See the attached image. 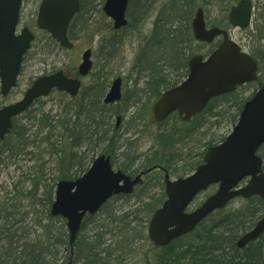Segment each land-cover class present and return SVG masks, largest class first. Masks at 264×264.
Masks as SVG:
<instances>
[{"label": "trees", "instance_id": "obj_1", "mask_svg": "<svg viewBox=\"0 0 264 264\" xmlns=\"http://www.w3.org/2000/svg\"><path fill=\"white\" fill-rule=\"evenodd\" d=\"M153 1L155 0H129L127 27H133ZM237 1L239 0L168 1L166 6H169L164 12L163 9L160 11L154 22L151 36L140 44L137 64L144 69L141 74L144 82L134 95L130 97L128 93V98L125 96L122 98L123 101L130 100V107L136 106L133 114L129 116L134 125L126 128L123 134H120L110 121L116 114H121L125 110L119 108L121 103L104 102L109 78L103 72L100 73L101 81L96 86H89L76 98L61 94L60 109L40 110L25 123L19 122V117L14 119L12 130L0 141V157L30 155L37 164L45 159L46 155L55 156L58 174L53 181L45 180L43 175L36 183L37 189L42 190L39 198L36 187V190L26 191L28 203L34 208L40 205L41 210H0V220L3 222L0 226V264H52L49 256L52 255V259L57 260L59 255V248L54 246L65 248L68 246L71 250L68 262L72 260L73 264L121 263L125 259L124 256L128 258L140 254L137 242L147 240V223L165 200V195L159 197L150 194L146 197L150 200L139 199L137 203L141 205L136 210H127L121 215L117 210L112 214L110 212L112 208L109 203L113 197L99 212L98 221H95L96 229L87 228L89 232L93 231L91 236L80 237L79 233L73 244H70V234L65 220L61 217H53L50 213L57 182L62 179H75L88 170L95 157H92L90 163L84 161L87 159V149L95 151L101 148L99 154H111L113 163L125 161H120L115 152L118 153L121 146L125 151H130L134 147V142L130 139L132 133L139 131L136 130L138 126H141V129L145 128L147 111L140 105L142 101L145 99L144 104L150 105V98H157L162 88L173 85L172 82L176 80L178 73L188 72L189 59L193 55V44L196 41L191 28L194 8L203 6L208 9L209 5H216L220 7L224 17V13ZM93 2L94 0H81V10L69 28V37L72 40L77 37L74 30L77 23H81L85 28L88 13L94 8L91 6ZM225 21L226 19L222 18L217 24L222 25ZM251 37L254 42L251 48L252 55L259 63L260 75L257 81L259 87L264 84V21L262 27L259 23L256 24ZM112 44L111 42L110 45ZM104 45H108V41H105ZM104 45H100L101 49ZM101 57L105 62L108 60V56L103 55V52ZM148 78L150 80L147 81ZM244 87L239 88L237 92L215 98L209 103L205 112H209L216 119L212 124L219 125L222 120L231 123L232 126L236 124L246 101V97L241 93ZM220 101L223 103H219ZM226 101H228L227 109H223ZM217 103L220 108L215 111L217 106L214 105ZM30 112L31 110H27L25 114ZM228 112L230 113L227 115ZM57 128L60 130L54 133ZM166 130H159L154 136L158 148L142 161L145 168L156 163H167L172 159L178 160L180 154L175 149V144L181 143L180 140L186 138L188 132L171 130L168 134ZM127 133L131 135L125 136ZM123 135L125 137H122ZM179 135L180 138H175ZM213 144L215 143H209V145ZM261 155L264 158L263 152ZM128 158L125 156L126 161ZM42 165L40 164L41 167ZM121 167L123 165L119 166ZM129 197L131 195L120 198ZM237 201H240L238 207H232V203L229 205L231 208L215 211L192 232L172 241L169 245L144 251L143 264H264V235L244 249H240L237 245L238 238L262 216L264 201L259 196L247 200L241 198ZM141 207L143 210H139ZM106 214V218L100 222L101 215ZM28 218L33 220L34 227H42V237L30 239L32 226ZM89 219L90 217L84 221L82 230L85 229ZM45 220L47 223H44ZM57 220L62 223L59 225L54 223ZM53 238L55 239L52 240ZM65 260L62 264L68 263H65Z\"/></svg>", "mask_w": 264, "mask_h": 264}, {"label": "water", "instance_id": "obj_2", "mask_svg": "<svg viewBox=\"0 0 264 264\" xmlns=\"http://www.w3.org/2000/svg\"><path fill=\"white\" fill-rule=\"evenodd\" d=\"M23 0H0V83L1 93L6 95L17 85L23 56L30 48L34 34L23 28L16 34L21 18ZM80 0H43L38 14V27L49 31L63 47L72 48L68 28L73 17L80 11ZM128 0H106L105 13L114 19L115 28L127 24ZM251 0H240L229 13L233 26L246 28L252 20ZM192 27L198 41L211 43L223 34V41L207 58L194 56L190 61L188 79L177 87L167 90L154 105L157 120L165 119L178 109L186 113V119L204 109L209 100L234 90L237 85L258 79V64L234 40L228 32L213 27L206 28L204 12L200 8L193 19ZM92 50L83 53L79 66L81 75L91 67ZM121 78H117L106 95V102H115L121 97ZM81 81L68 78L63 70L38 77L18 102L0 108V140L12 128V119L27 110L37 98L47 96L57 88L76 95ZM120 124L118 117L117 126ZM264 144V86L245 104L239 122L224 142L211 146L203 163L186 178L168 180L167 199L151 218L148 233L156 245H167L173 239L187 234L213 211L223 208L235 197L249 198L259 195L264 200V172L262 159L257 154ZM251 177L244 187L237 188L246 177ZM140 177L132 180L121 170H113L111 157L100 155L91 167L76 180L63 179L57 183L51 216L66 219L73 244L87 214L97 213L114 195L133 192ZM212 184H219L216 193L209 196L197 209L187 212L196 195ZM264 233V216L253 229L238 241L244 247ZM68 264H72L69 262Z\"/></svg>", "mask_w": 264, "mask_h": 264}, {"label": "rangeland", "instance_id": "obj_3", "mask_svg": "<svg viewBox=\"0 0 264 264\" xmlns=\"http://www.w3.org/2000/svg\"><path fill=\"white\" fill-rule=\"evenodd\" d=\"M42 0H25L23 11H22V22L19 25V30L23 26H34L36 25L37 20V12L39 4ZM169 0H155L154 3H150L148 9L145 11L142 18L135 23L133 27H127L128 29L115 30L113 28V21L105 14L103 11V6L105 0H94L91 4L92 8L88 13V21L85 24V28L81 23H77V26L74 27V30L77 34L75 39L76 45L72 50H67L62 48L60 45H57L52 41V37L46 31H37L36 30V40L34 42V46L31 51L26 55L23 65L22 71L18 80V86L14 88L8 95H1L0 99L2 102L7 101L6 103L15 102L20 99L24 93V91L28 88L29 84L39 75L44 72H51L56 68H64L66 72L77 71L78 65L81 63V57L83 51L88 48H93L92 59L94 62L93 69L91 73L83 79V89H87L89 86H96L100 80V73L102 72L107 75L109 78L108 81L111 83L112 79L120 76L123 79V90L125 92L129 89L135 88L134 81L137 79H141V74L144 72L142 66L137 64V56L139 53L140 43L148 38L152 34V28L154 26V20L160 11H165V9L169 6ZM255 11L253 22L247 29H239L232 28L230 29L231 37L239 43L245 51H251V48L254 44L252 39L253 30L257 23L262 27V21H264V0H253ZM94 4V5H93ZM208 10L206 12V19L210 21H217L223 17L221 9L216 5H209ZM196 12V8L193 10V15ZM85 15V14H84ZM87 16V15H85ZM259 18V19H258ZM259 20V21H258ZM105 41H108V45H104ZM103 42V43H102ZM113 43L110 45V43ZM101 44H103V48L101 49ZM210 45L208 44H199L194 42V50L198 51L202 54H207ZM103 55L108 56V60H105L101 57V52ZM195 53V52H194ZM257 87V82L249 83V86L246 85L242 91L246 90L245 97L251 95V93ZM241 94V93H238ZM131 97V96H130ZM62 96L58 93H52L45 98H41V100L37 101L29 110L31 112L29 114H22L18 119L19 122L25 123L28 122V118L34 115H37L40 110L48 111L50 109H60V105ZM119 104V108L124 109V118L121 127L119 128L120 134H123L125 128L132 127L134 123H132L129 119L136 108V106L130 107V100L121 101ZM223 103V102H219ZM215 104V111H218L220 107L218 104ZM228 105V101L224 103ZM150 113V110L148 111ZM151 114V113H150ZM120 114H116L111 119V124L115 127L116 125V117ZM147 115H149L147 113ZM21 120V121H20ZM215 118L210 116L209 114L200 116L197 118V122L203 121L201 126H198L197 133L195 135H190L187 138H183L180 144H175V149L178 154H180V159H178V164L173 162V165L179 169L178 174L188 173L186 172L185 165L190 163L194 158L197 162L200 161L202 155H204L205 150L209 146L210 142H218L225 135L229 134L232 129V125L229 122L220 121L221 123L212 124L215 122ZM145 131L144 133L136 132L133 134L132 139L134 144V154H140L146 151L148 148L152 147L157 148L158 145L154 138H152L150 131L154 135L157 132V127L155 123L151 121L150 118H146L145 121ZM171 124H177L181 126L178 120L171 121ZM141 128V127H138ZM60 128H57L56 131H59ZM111 135L112 132L110 131ZM108 135V136H110ZM125 136H128L126 134ZM223 136V137H222ZM175 138H180L175 137ZM176 139V141H177ZM105 145V144H104ZM103 145V146H104ZM87 147V146H86ZM85 150V149H83ZM101 150V148H100ZM100 150H86L87 161L90 163L92 157H97L99 155ZM37 151V150H36ZM56 157H50L49 155L45 156L40 163L35 160H32L30 155H19L17 157L7 158V155L0 157V210H41L40 205H37L34 208L27 201V197L25 194L27 190H34L36 187V183L41 180V177L44 175L45 180L53 181L58 171L56 167L57 161ZM118 162V161H117ZM45 163V165H42ZM42 165V167L40 166ZM163 184V185H162ZM164 181L162 175L155 182L154 186H150L149 190L160 193L163 189ZM38 187V185H37ZM36 187V189H37ZM35 189V190H36ZM213 189H209V191L202 193L197 197L195 203L193 204V208L195 204H199L202 200H204L209 193H211ZM153 193V192H152ZM42 195V190L37 189V198ZM154 195V194H152ZM151 195V196H152ZM147 196H141L140 192L135 193L133 196L129 198H120L114 197L110 201V210L111 214L115 213L117 210L118 214L121 215L122 212H126L127 210H136L141 204L137 203L139 199L150 200V198H146ZM240 202L233 203L232 207H238ZM231 205V204H230ZM231 208V206L229 207ZM139 210H143L141 207ZM143 214V213H141ZM98 214H95L90 217L88 220V224L85 229H83L79 236L81 237L92 234L93 231H88V229L95 230V224L98 221ZM106 215H101L100 222H102ZM143 216V215H142ZM31 218V213L29 215ZM30 220L29 224L32 226L31 228V240L36 239L39 236H43L42 227H34L33 220ZM63 219V218H62ZM102 220V221H101ZM44 223H47L45 220ZM54 223L60 224L62 222L55 221ZM66 224V221H65ZM3 225V222L0 220V226ZM24 225V224H23ZM55 235V231H54ZM91 236V235H90ZM53 238L52 240H54ZM51 240V241H52ZM153 243L148 240H142L137 242V248L140 252L139 255H131L130 257H125L124 261L121 263L114 264H143L144 263V251L151 249L153 247ZM54 248H59V255L57 260L52 259V255L49 256L50 262L52 264H62L65 260V263L68 262L70 256V248L67 246H54ZM63 258V259H60Z\"/></svg>", "mask_w": 264, "mask_h": 264}, {"label": "flooded vegetation", "instance_id": "obj_4", "mask_svg": "<svg viewBox=\"0 0 264 264\" xmlns=\"http://www.w3.org/2000/svg\"><path fill=\"white\" fill-rule=\"evenodd\" d=\"M152 3H154V2H152ZM28 27L31 28L34 31L37 30L36 25H34V26H28ZM47 73H50V72H44V74H47ZM65 73L67 74V77L77 78L79 76L77 71H72L70 73L65 71ZM170 75H172V73H170ZM188 75H189V67H188L187 74H183V73L182 74L181 73H178L177 74L176 80H174L172 82V83H174L173 85H171V86H169L167 88H162L161 94L157 98H155V99L150 98V101H149V102H151L150 105H145L144 104L145 99L140 104L142 107H144V109L149 114V115L146 114V118H150L151 121L153 123H155V126L158 128L157 130H161L162 131V129H167L166 131L168 132V134L171 132V130H173V131L176 130V132L179 131V132H182V133H185L186 130H188V131H190L189 132L190 133L189 136L192 135V134L194 135V134L197 133V129H198L197 117L198 116H201V115H197V113L191 115V117H189V119L186 120L185 119V117H186V114L185 113H180L179 110H175V111L171 112L164 119L163 122H159V121H156L154 119L153 107H154L155 102L161 97V95L163 94V92H165L168 89H171V88H173V87L181 84V82H183ZM148 80H150V79L148 78L147 81ZM143 82H144V79H139V80L137 79L136 81H134V85H133V86H135V88L129 89L126 92H125V90H123V85H122V97L125 96L126 98H128V93L130 94V96L134 95L135 92L137 91V89L142 87ZM31 84L32 83H30L29 85H31ZM235 91L237 92L238 89L235 90ZM81 93H82V89L79 92V95ZM65 95L68 96V97H70V98H76L77 97V96L76 97H71L68 93H65ZM6 102L7 101H4V102H1L0 101V107L3 106L4 103H6ZM226 106L227 105H225L223 109H227ZM149 110H150V113L151 114L148 112ZM208 113L209 112H204L203 115H206ZM229 113L230 112H228L227 115ZM173 120H178L181 126H178L177 124H171V121L173 122ZM138 127H141V126H138ZM138 127H137L136 130H139L140 132L139 131H135V133L136 132L144 133L145 128L141 129V128H138ZM117 129L119 130V128H117ZM122 137H125V136L123 135ZM134 151H135V148L134 147L130 151H125V149L121 146V148L117 151L118 153L115 152V155L118 157V159H120V161L121 160H125L122 163L121 162L113 163L111 154H108L111 157V161H112L113 167L115 168V170H121L122 172L130 175L132 179H135L138 176L141 177L140 181L134 187V193L135 192L136 193L140 192V195L141 196H148V195L153 194V193L156 194V196H159V197L164 196V190L163 189H162V191L160 193H158V192H154L152 190H149L148 191V188L150 186H152V185L154 186L155 182L160 178L161 175L163 177L164 184H165L166 179L168 177L167 173L169 174V176L171 178H178V177H180L182 174H178L179 173V169L176 167V165H173V162H175L176 164H178V160L172 159L171 161H168L167 163H156V164H154L152 166H148L147 168H145L143 166V162L142 161L144 159H146L147 156H151L154 153L153 152V151H155L154 148H148L146 151H144V152H142L140 154H134ZM125 156H127V158L129 156L128 161H126ZM196 159L194 158L190 163H187L186 164V167L189 170H191L194 165H196V167H197V161H196ZM120 165H123V167L119 168ZM148 168H152L151 171H148ZM126 169H128V170L126 171ZM247 181H248V179H246L244 182L246 183ZM163 188H165V187H163ZM263 215H264V212H263L262 216ZM262 216L254 223V225L252 227L246 229V231L238 238V241L240 240V238L243 235H245L248 231H250L251 229L254 228V226L262 218ZM87 218H88V216L85 218V220ZM262 235H264V233ZM262 235H260L257 239H255L253 241H250L244 247H240V249H244L250 243L258 241L259 238ZM178 238H180V237H177L176 239H173L172 241L177 240ZM238 241H237V245H238ZM169 244H167V245H169ZM167 245H165V246H167ZM133 264H137V263H133Z\"/></svg>", "mask_w": 264, "mask_h": 264}]
</instances>
